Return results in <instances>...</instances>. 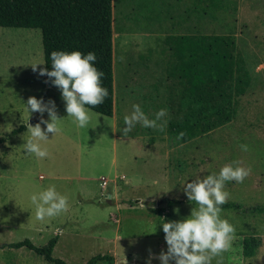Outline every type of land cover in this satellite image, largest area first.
<instances>
[{
	"label": "rangeland",
	"instance_id": "obj_1",
	"mask_svg": "<svg viewBox=\"0 0 264 264\" xmlns=\"http://www.w3.org/2000/svg\"><path fill=\"white\" fill-rule=\"evenodd\" d=\"M222 1L223 10L207 22L193 20L187 30L206 37L200 56L215 53L220 57L223 52L216 49L214 39L227 38L222 43L229 45L232 54L242 53L251 84L230 121L187 142L170 136L167 125L160 131L137 123L127 136L120 131L133 103L150 119L159 108H166L165 119L169 118V102L163 97L169 94L158 84L163 64L159 37L170 30L169 20L177 21L180 0L115 2L119 32L113 36V115L89 110L85 128L73 124L59 90L38 74L44 68L40 30L0 26V264H52L26 247L7 244L29 239L43 246L54 236L52 256L68 264H84L96 254L113 258L94 264H145L137 260L145 259V252L156 247V239L164 237L161 219L190 214L193 205L186 202L181 185L185 178H202L233 161L248 168L249 174L242 182H225L227 201L243 207L264 205V0ZM138 37L143 39V51L149 49L155 60L146 68L151 73L143 72L147 73L141 78L143 84H132L135 72L144 71L134 58ZM32 63H38L35 71ZM198 77L194 70L193 83L201 85ZM204 80V87L214 86L211 76ZM230 80L222 77L220 89L225 93ZM29 96L51 99L60 118V131L48 133V139L40 142L47 151L43 158L25 154L22 147L28 137L26 123L34 125L40 115L30 111L28 116L24 110ZM42 115L48 119L46 112ZM21 126L24 129L13 132ZM241 144L247 145L246 151ZM49 185L67 195L69 208L37 220L28 196ZM220 215L233 224L234 235L231 246L213 257L211 264H264V214L221 209ZM248 236L256 237L259 246L254 256L245 258L241 244Z\"/></svg>",
	"mask_w": 264,
	"mask_h": 264
},
{
	"label": "trees",
	"instance_id": "obj_2",
	"mask_svg": "<svg viewBox=\"0 0 264 264\" xmlns=\"http://www.w3.org/2000/svg\"><path fill=\"white\" fill-rule=\"evenodd\" d=\"M120 0H0V26L15 28H38L41 32L43 67L51 68L49 54L54 50H79L82 54L93 51L97 59L92 62L103 72L101 84L107 89L103 103L86 106L88 109L105 116L113 115V36L116 15L114 9ZM182 11L177 16L183 21L198 20L201 23L209 20L212 14L223 10L222 0H180ZM170 29L167 37H178L180 45L173 51L172 77L179 85L169 102L171 116L167 120V133L176 141L187 142L196 136L206 134L218 126L230 121L238 102L251 84V74L246 67L240 51L229 52V45L222 42L227 38L215 40L216 49L222 51L220 57L212 54L200 56L202 44L207 39L202 33L191 30ZM221 41V42H220ZM231 48V47H230ZM172 51V49H171ZM179 51V52H178ZM196 53L198 64H196ZM205 53V52H204ZM227 55V57H225ZM229 64H231L229 66ZM230 67L231 69L227 68ZM197 68V74L196 69ZM194 70L201 85L194 84ZM210 70L209 72H207ZM193 75V78H192ZM207 76L214 79V86L204 87ZM223 79L230 77L229 93L220 89ZM208 82L207 79L204 80ZM24 129L23 126L13 132ZM183 135L177 139V135ZM172 199H168L171 202ZM175 201V200H174ZM177 202H182L178 200ZM186 202H189L188 200ZM221 209H233L239 214H264V205L255 204L243 207L234 201H226ZM56 236L50 238L43 246L34 245L29 239L10 242L9 247H26L42 256L52 264H68L52 256ZM259 240L254 236L245 237L241 244V254L245 258L255 255ZM110 254H96L84 264H94L101 260H111Z\"/></svg>",
	"mask_w": 264,
	"mask_h": 264
},
{
	"label": "clouds",
	"instance_id": "obj_3",
	"mask_svg": "<svg viewBox=\"0 0 264 264\" xmlns=\"http://www.w3.org/2000/svg\"><path fill=\"white\" fill-rule=\"evenodd\" d=\"M49 58L51 68H40L38 74L45 75L46 82L59 90L65 112L73 124L77 128H85L90 119V109L86 106L103 103L108 94L100 80L103 72L92 63L97 59L95 52L82 54L79 50H54ZM37 64H30L34 71ZM23 104L28 116L30 111L40 114L37 123L25 125L28 137L22 144L23 151L43 158L47 156V151L40 142L48 139V133L55 135L60 131L55 104L51 99L45 101L42 97L34 96H29ZM45 112L48 119L42 115ZM166 115L167 109L159 108L150 119L139 104L133 103L131 111L122 118L124 127L120 129L121 134L127 136L137 123L142 128L163 131L167 125ZM182 135L179 133L177 139ZM240 148L246 151L247 145L241 144ZM248 174V168L233 161L223 164L218 172H210L202 178L199 175L192 179L185 178L181 183L182 191L193 207L190 214L182 219H161L159 222L166 243V251H161L156 257L159 264H170V261L173 264H211L213 257H219L231 246L234 226L220 215V206L229 197L224 185L226 181L242 182ZM28 199L37 220L55 217L69 208L67 195L58 192L54 185L31 193ZM145 264H151L150 260H146Z\"/></svg>",
	"mask_w": 264,
	"mask_h": 264
},
{
	"label": "crops",
	"instance_id": "obj_4",
	"mask_svg": "<svg viewBox=\"0 0 264 264\" xmlns=\"http://www.w3.org/2000/svg\"><path fill=\"white\" fill-rule=\"evenodd\" d=\"M183 5L181 4L180 8L178 9V12L182 11ZM177 21H170L167 22V26L168 29H188L190 27V25L193 23V20L190 21H183L181 20L179 17L176 18ZM198 20H195V22L197 23ZM115 34V33H114ZM147 34V33H145ZM150 35V34H148ZM170 36L167 37V34H162L159 37V40H162L163 46L161 47L159 45V52H160V56H161V60L163 61V64L160 68V77H161V83L160 87H162L164 89V92H167L169 94L168 98L166 97V94L164 93L163 97L165 100H167L168 102L172 101V93H174L177 90V86L179 85V82L177 79L172 77V73H173V68L171 64V60H177V58H173L172 54L173 53H177L176 51H173V48L176 49L177 47H179L181 42L178 37H174V38H169ZM137 51H135L134 53V58L137 60L136 62H138L140 65H142V68L144 71H136L134 74V77L136 78H132V84H135V82L137 81L138 83H142L141 82V78H144L145 75H147V73H143V72H148L147 65L150 61L155 60V57H150L149 56V49L146 50L145 52L143 50H145L146 48L143 47V39H141V37H138L137 39ZM172 49V51H171ZM126 52V51H125ZM179 52V51H178ZM128 57V56H127ZM197 57V53L196 56ZM140 68V69H142ZM196 70V69H195ZM151 73V72H148ZM155 76V75H154ZM156 77V76H155ZM193 78V75H192ZM153 84L155 83V78L154 80H152ZM143 84V83H142ZM151 85V83H150ZM170 111V109H169ZM171 113V111H170ZM169 113V117L171 116V114ZM167 178V177H165ZM162 236H164V234H162ZM156 247L154 249H148L146 253V258L145 259H138L137 263H145L146 260H150L151 264H159V260L156 258L157 255L161 252L164 251V249H166V243L164 241V238L159 239L157 241H155ZM132 253H138L137 251H135V249H132Z\"/></svg>",
	"mask_w": 264,
	"mask_h": 264
},
{
	"label": "water",
	"instance_id": "obj_5",
	"mask_svg": "<svg viewBox=\"0 0 264 264\" xmlns=\"http://www.w3.org/2000/svg\"><path fill=\"white\" fill-rule=\"evenodd\" d=\"M105 199V198H104Z\"/></svg>",
	"mask_w": 264,
	"mask_h": 264
}]
</instances>
